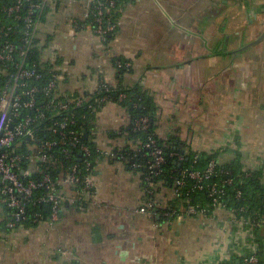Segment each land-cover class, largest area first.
Listing matches in <instances>:
<instances>
[{
    "label": "crops",
    "instance_id": "1",
    "mask_svg": "<svg viewBox=\"0 0 264 264\" xmlns=\"http://www.w3.org/2000/svg\"><path fill=\"white\" fill-rule=\"evenodd\" d=\"M70 10L78 12L65 5L50 16L44 33L51 41L59 39L57 29L78 36L61 53L72 64L61 92L92 94L101 82L117 88L114 60L127 59L131 71L121 84L153 96L160 139L187 152L219 153L220 164L237 157L242 170L264 181V0H129L108 44L91 31L71 32ZM129 121L113 102L98 112L93 138L102 155L123 146L110 132ZM91 180L81 210L65 203L52 225L0 228V264H204L237 249L225 213L206 220L141 214V176L117 160H97ZM172 192L157 190L161 207ZM3 214L0 206V223Z\"/></svg>",
    "mask_w": 264,
    "mask_h": 264
},
{
    "label": "built area",
    "instance_id": "2",
    "mask_svg": "<svg viewBox=\"0 0 264 264\" xmlns=\"http://www.w3.org/2000/svg\"><path fill=\"white\" fill-rule=\"evenodd\" d=\"M10 2L9 6L2 7V13L12 20V24L0 25V206L14 211L6 228L8 231H16L20 221L27 219L25 214L28 205L48 206L46 218L39 212L33 215L32 221L38 222V225H52L58 222L65 203L78 210L83 208L84 199L92 191L93 184L92 172L80 174V168L87 169L90 166L87 159L90 150L81 142L82 133L73 129L77 119L73 109L86 107L95 113V105L99 108L110 103L109 97L103 96L96 98L94 106H91L85 93L60 91V84L69 75L72 64L69 61L59 63V56L54 49L49 50V43L44 36L45 29L49 27V17L62 10L65 5H75L78 9L77 16L69 18L67 24L71 32L91 31L101 41L106 42V37L115 36L119 29L120 7L126 0ZM9 34L16 39H8ZM35 53L39 59L31 61V55ZM45 63L50 66L49 69L44 67ZM125 66L129 68L131 64L125 63ZM45 68L47 71H44ZM31 80L34 83H31ZM107 89L108 85L101 82L94 93ZM124 98L125 95L121 94L117 101L121 102ZM25 111L29 113L23 115L22 112ZM81 119L84 120L85 116ZM42 123L44 125H41ZM45 123H48L49 127L45 126ZM147 127L146 118L136 124L138 131H144ZM121 138L124 139L122 147H111L102 156L117 160L125 166L126 155L118 153L126 145L131 149L137 147L131 142L126 143L124 136ZM144 146L151 151L149 155L152 162L149 163L148 169L153 170L155 176L164 163L162 149L155 147L152 139ZM57 151L67 163L63 169L59 166V158L54 154ZM75 153L83 156L82 165L75 162ZM179 160L182 158L179 157ZM24 164L27 167H22ZM219 164V161L212 160L204 170L188 173V178L195 181V188L198 189H202V183L212 177L219 174L223 176L222 179L207 185L208 197L212 202L210 209L192 204L187 194L183 196L182 180L175 182L172 189L173 201L161 207L155 195L158 189L163 188L162 183H152L153 176H149L145 178L139 212L153 220L158 214L165 220L185 217L206 220L211 216H219V213H225L229 218V221L224 222L228 225L226 230H230L233 235L237 249L229 254L221 251L217 254L215 262L209 263L208 259H205L204 264H232L233 261L238 264H264L257 238L258 235L264 238V202L263 211H249L245 206L227 208V203L221 201L226 187H233L235 200L243 199L238 187L245 184L253 172L243 171V176L238 175V181L235 182L234 178L229 177L232 172L216 171ZM52 169L60 171L56 180L48 172ZM38 175L41 176L40 179H36L35 176ZM38 190L41 193L36 194ZM222 221L219 219V222Z\"/></svg>",
    "mask_w": 264,
    "mask_h": 264
},
{
    "label": "trees",
    "instance_id": "3",
    "mask_svg": "<svg viewBox=\"0 0 264 264\" xmlns=\"http://www.w3.org/2000/svg\"><path fill=\"white\" fill-rule=\"evenodd\" d=\"M129 0H126V2ZM11 4L10 0H0V25L4 24H12V20L8 19L2 13L3 6H9ZM41 20L44 21V18ZM118 32V30H117ZM116 32V34H117ZM116 36V35H115ZM115 36H107L106 42L109 43ZM8 39L14 40L16 37L13 35H8ZM47 42H51V38L46 36ZM38 60V54L35 53L31 55V61ZM58 62L61 63L63 60L61 58L58 59ZM125 63H130L127 59L116 58L114 60L115 67L117 69V78L119 80L120 85L117 88H112L108 86L107 90H99L94 94H87L89 98V103L91 106L96 98H101L103 96H108L110 101L118 104L123 109L126 110L130 117L129 124L121 127L116 132H110L111 138L123 137L125 138V142H131L136 145V149H131L130 146L126 145L118 154H125L127 157V162L125 164V168L136 174L141 176L142 187L145 188V178L149 176H153V170L148 169L149 163L152 162V157L149 155L151 153L150 149L145 148L149 140L154 141L155 147H159L162 149V155L164 158V163L159 167V173L152 177V183H162V187L173 189L175 186V182L183 181L184 187L182 188V194H187V196L191 199V203L194 205H199L201 207H207L210 209L212 202L208 197L209 189L207 187L208 184L216 182L223 178L221 174L217 177H212L211 179L202 183V189L195 188V181L188 178V173L192 171H202L208 165V163L212 160L219 161L218 154H197L190 151H186V147L174 140H162L156 134V122H157V106L153 99V96L146 90L142 89L139 86L134 87H125L123 86L122 79L123 76L131 71V67H126ZM121 64V65H120ZM131 64V63H130ZM43 65V64H42ZM44 67L50 68L47 63L44 64ZM45 68V69H46ZM44 71H47L44 70ZM42 71V73H46ZM48 77V76H47ZM50 77V76H49ZM31 83H34L31 80ZM125 95L123 101L118 102L119 95ZM98 108V106H94L97 109V112L92 113L91 109L86 107H77L73 109V112L76 116V124L73 129L79 133H82L81 142L86 145L90 150V155L87 158L90 161V166L86 168H80L81 173L85 174L87 171L93 172L95 168V164L97 160L102 158V154L98 151L96 144L93 138L94 131V123L96 121V113H98L102 107ZM29 112L25 111L22 114H27ZM85 116V119L82 120L81 117ZM146 118L148 121V127L144 131H138L136 128L137 122ZM41 125H44L42 123ZM45 126L49 127L48 123H45ZM48 133V132H47ZM49 135V134H48ZM54 154L59 158V166L65 167L66 161L63 160L62 155L57 151ZM179 157L182 160H179ZM83 156L81 154L75 153L74 160L77 164L83 163ZM134 166H140L139 168H134ZM22 167H27L26 164L22 165ZM216 171L218 173L224 172H232V177L235 179V182L238 181V175L243 176L242 165L236 157L233 162L219 164L217 165ZM54 180L57 179L60 171L59 170H50L48 171ZM259 172H253L252 177L246 179V183L239 186L238 189L241 190L243 194V199L235 200L234 199V191L233 187H226L224 189L225 194L222 196L221 201L227 203V208H239L241 206L247 207L249 211H263V202H264V181H261ZM36 179H40V175L35 176ZM36 194L41 193V191H36ZM151 197V196H150ZM4 210L3 220L0 223V228L4 231H8L6 228V224L11 221V216L14 213L12 209L7 208L6 206H2ZM41 213V215L46 218L48 212L45 211V207L42 205H28L26 209V220L20 221L19 228L29 229L35 228L38 226V222H33V215L35 213ZM210 214V211H209ZM163 218V217H162ZM17 228V229H19ZM258 243L260 245L261 258L264 260V238L260 235L257 236ZM232 264H238L236 261H233Z\"/></svg>",
    "mask_w": 264,
    "mask_h": 264
},
{
    "label": "rangeland",
    "instance_id": "4",
    "mask_svg": "<svg viewBox=\"0 0 264 264\" xmlns=\"http://www.w3.org/2000/svg\"><path fill=\"white\" fill-rule=\"evenodd\" d=\"M68 15V18H73L76 15V13H74L72 10H70L68 13H66ZM78 33V32H77ZM58 34L59 39L58 40H53L51 42H49V50H52L54 49V51L57 53V55L59 56V58H63V56H61V53L62 51H67L66 50V46H72V45H75L77 43V34L73 37V38H70L67 36L66 32L63 31V30H56V35ZM64 41V44L63 45V42ZM60 48L62 50H60ZM64 61V60H63Z\"/></svg>",
    "mask_w": 264,
    "mask_h": 264
},
{
    "label": "water",
    "instance_id": "5",
    "mask_svg": "<svg viewBox=\"0 0 264 264\" xmlns=\"http://www.w3.org/2000/svg\"><path fill=\"white\" fill-rule=\"evenodd\" d=\"M45 211H46V212L48 211V206L45 207Z\"/></svg>",
    "mask_w": 264,
    "mask_h": 264
}]
</instances>
